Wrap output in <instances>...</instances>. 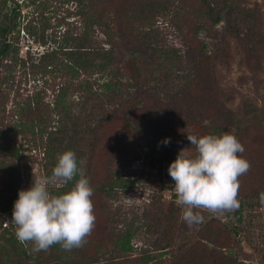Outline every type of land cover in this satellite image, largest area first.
<instances>
[{
  "label": "trees",
  "instance_id": "16d2710c",
  "mask_svg": "<svg viewBox=\"0 0 264 264\" xmlns=\"http://www.w3.org/2000/svg\"><path fill=\"white\" fill-rule=\"evenodd\" d=\"M72 1L77 3L73 13L78 16L77 23L70 27L63 17H57L56 25L50 27L46 23L49 18L44 16L48 0H28L34 14L21 24L17 20L21 16L19 0H0V264H129L125 261L134 251L132 240L148 236L150 225H143L144 230L138 233L139 228L115 222L105 201L113 185L103 171L123 140L154 130V118L143 125L154 113V91L163 82H173L171 74L183 66L177 51L162 45L160 32L154 28L156 18H166L186 39L188 49L193 40L199 49L211 48L213 60L220 51L230 48V39L239 37L234 22L238 15L235 0ZM250 13L243 16L251 19L254 14ZM191 18L196 23H190ZM223 23L227 26L219 30ZM20 32L43 51L32 55L27 48L23 58L19 53ZM98 34L103 39L99 40ZM16 67L38 81L31 94H19L21 87L11 75ZM48 91L50 100L46 99ZM12 92L16 96L8 112ZM246 106L249 110L241 113L223 111L218 103L210 134L229 133L241 144L250 134L264 147V96L261 108ZM9 115L16 117L12 125L7 124ZM19 135L43 149V176L51 175L58 155L68 150L76 153L78 168L93 189L90 199L96 217L83 247L65 251L56 244L47 251L35 252L31 243L16 239L15 225L3 226V218L13 212L19 198L20 173L14 162L21 155L12 142ZM162 162L167 165L169 159ZM78 179L79 174L67 185H54L49 190L53 195L67 193ZM173 198H177L175 194ZM237 198L239 208L234 213L240 222L244 211L260 204V196L254 203L242 194ZM164 201L154 205L159 231L155 239H149V245L155 253L143 250L138 257L141 264L156 260L158 264H247L220 241L226 240L220 238L221 230L210 234L209 223L200 226L203 242L189 240L175 248V239L185 234V224L178 223L180 210L173 202Z\"/></svg>",
  "mask_w": 264,
  "mask_h": 264
},
{
  "label": "rangeland",
  "instance_id": "374dc122",
  "mask_svg": "<svg viewBox=\"0 0 264 264\" xmlns=\"http://www.w3.org/2000/svg\"><path fill=\"white\" fill-rule=\"evenodd\" d=\"M18 3L21 16L17 20L21 24L34 14V7L27 6L28 0H19ZM234 3L235 13L238 14L234 16V22L239 37L230 39V48L224 52L220 51L221 54L216 60H213L211 48L199 49L195 40L190 41L191 50L188 49L185 45L186 39L166 18H156L154 28L160 32L162 45L177 51L183 59V66L171 74L173 82H163L158 85L159 89L154 91L157 101L153 108L154 113H150L143 122V125L147 126L149 118H154L156 126L154 125L153 132L129 136L123 140L115 147L103 171L113 185L110 194H105V201L115 222L118 221L119 226L129 224L139 228L138 233L144 230L143 225H150L148 236H139L132 240L134 251L126 263L129 261V264H141L138 257L143 250L155 253L149 245V239H155L159 231V216L154 211L155 203L172 201L173 206L180 210L178 223L185 224L180 218L182 209L175 204L176 199L173 198L174 181L168 176V168L171 160L174 162L182 149L191 146L187 135L201 137L211 133V119L217 116L218 103L222 105L223 111L241 113L249 110L246 105L259 108L263 106L264 0H235ZM48 5L44 16L49 18L46 23L50 24V27L56 25L57 17H63L65 23L71 24L70 27L77 23L78 16L73 14L77 10L76 2L48 0ZM247 11L254 14V17L245 18L243 15ZM188 20L190 23H196L194 18ZM225 26L227 24L223 23L218 29L224 30ZM50 31L49 28L47 32ZM98 36L99 40L103 39L101 34ZM31 40L20 32L19 53L23 58L27 48L32 55L44 49ZM11 75L15 84L20 85L19 94L22 96L31 94L34 85L38 83L37 80L25 76L18 67ZM37 79H40V76ZM128 91L132 92L130 89ZM46 95L47 100L52 99L49 91ZM15 96L13 92L10 94L6 107L8 112L13 108ZM14 122L16 117L9 115L7 124L12 125ZM166 139L169 140L167 145L163 143ZM12 142L21 155V159L14 162L20 173L19 191L28 190L33 184V179L43 176V149L35 147L29 138L22 135ZM242 145L245 149L243 158L251 167L247 174L239 177L238 195L249 197L251 203H254L255 198L264 192V147H260L255 136L250 134L246 135ZM189 154H194V149ZM163 159H169L167 165L162 162ZM235 211L225 212L223 215L201 211L203 222L191 228L185 224V234L175 239V248L187 244L189 240L198 244L203 242L200 226L209 223L207 230L210 234L215 235L217 229L221 230L220 238L225 237L226 240L220 241L233 249V254L238 260L247 264H264V205L254 204L252 210L244 211L240 222ZM11 218L12 213L6 214L3 226L11 225L6 223ZM158 261L146 264H158Z\"/></svg>",
  "mask_w": 264,
  "mask_h": 264
},
{
  "label": "clouds",
  "instance_id": "9594fccd",
  "mask_svg": "<svg viewBox=\"0 0 264 264\" xmlns=\"http://www.w3.org/2000/svg\"><path fill=\"white\" fill-rule=\"evenodd\" d=\"M187 140L191 146L179 152L168 174L174 181L175 204L182 209L180 218L191 228L203 222L201 211L223 215L239 208V177L251 165L239 155L245 149L232 134L187 135ZM163 143L167 145L169 140ZM77 174L80 179L67 193L50 192L51 186L67 185ZM92 195L76 153L68 150L57 156L51 175L33 179L30 189L19 191L12 218L6 223L15 225L16 239L31 243L35 252L56 244L71 251L83 247L95 226ZM260 203L264 205V193H260Z\"/></svg>",
  "mask_w": 264,
  "mask_h": 264
}]
</instances>
